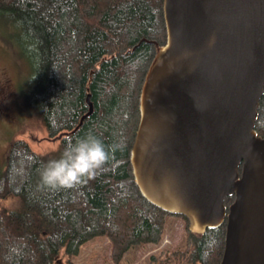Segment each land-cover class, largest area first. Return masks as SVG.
<instances>
[{"label":"trees","instance_id":"trees-1","mask_svg":"<svg viewBox=\"0 0 264 264\" xmlns=\"http://www.w3.org/2000/svg\"><path fill=\"white\" fill-rule=\"evenodd\" d=\"M0 26L16 36L30 67L22 94L26 114L57 141L47 153L23 140L11 143L9 164L0 169V264H58L62 251L65 264H74L81 248L99 237L111 242L115 263L136 246L158 244L172 215L142 196L131 153L156 51L141 41L166 43L164 0H0ZM88 96L93 113L82 122ZM255 130L264 137V96ZM89 133L114 147L112 161L73 189L43 186L48 161ZM233 202L228 198L226 206ZM188 233L187 249L159 264L221 263L226 224Z\"/></svg>","mask_w":264,"mask_h":264},{"label":"water","instance_id":"water-1","mask_svg":"<svg viewBox=\"0 0 264 264\" xmlns=\"http://www.w3.org/2000/svg\"><path fill=\"white\" fill-rule=\"evenodd\" d=\"M164 19V45L141 41L156 51L131 153L136 185L193 234L226 224L220 264H264V0H164Z\"/></svg>","mask_w":264,"mask_h":264},{"label":"rangeland","instance_id":"rangeland-1","mask_svg":"<svg viewBox=\"0 0 264 264\" xmlns=\"http://www.w3.org/2000/svg\"><path fill=\"white\" fill-rule=\"evenodd\" d=\"M16 36L0 26V169L9 164L8 156L12 141L23 140L36 153H47L57 147L42 124L28 114L23 100V89L30 75V67L22 54ZM189 223L178 216H167L163 237L158 244L136 246L125 257L115 263L111 242L105 237L85 244L74 264H159L169 254L185 251L189 244ZM67 257L62 251L59 263L65 264Z\"/></svg>","mask_w":264,"mask_h":264},{"label":"clouds","instance_id":"clouds-1","mask_svg":"<svg viewBox=\"0 0 264 264\" xmlns=\"http://www.w3.org/2000/svg\"><path fill=\"white\" fill-rule=\"evenodd\" d=\"M114 147L86 134L69 143L58 159L48 161L40 174L43 186L52 190L73 189L94 179L108 165Z\"/></svg>","mask_w":264,"mask_h":264},{"label":"flooded vegetation","instance_id":"flooded-vegetation-1","mask_svg":"<svg viewBox=\"0 0 264 264\" xmlns=\"http://www.w3.org/2000/svg\"><path fill=\"white\" fill-rule=\"evenodd\" d=\"M230 205H231V204H230ZM230 205H229V206H230ZM229 206H228V207H229Z\"/></svg>","mask_w":264,"mask_h":264}]
</instances>
